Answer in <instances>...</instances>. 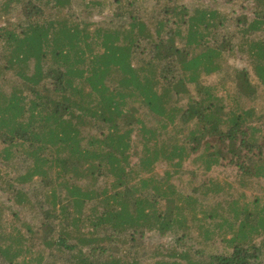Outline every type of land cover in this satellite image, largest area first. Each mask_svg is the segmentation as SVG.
Wrapping results in <instances>:
<instances>
[{"label": "trees", "instance_id": "16d2710c", "mask_svg": "<svg viewBox=\"0 0 264 264\" xmlns=\"http://www.w3.org/2000/svg\"><path fill=\"white\" fill-rule=\"evenodd\" d=\"M147 1L0 0V163L16 172L0 175V264H139L150 235L199 245L167 256L187 264H264V205L210 176L264 179V112L237 97L254 95L248 72L205 84L228 72L227 17ZM244 3L233 35L264 86V0ZM187 163L191 195L172 183Z\"/></svg>", "mask_w": 264, "mask_h": 264}, {"label": "rangeland", "instance_id": "374dc122", "mask_svg": "<svg viewBox=\"0 0 264 264\" xmlns=\"http://www.w3.org/2000/svg\"><path fill=\"white\" fill-rule=\"evenodd\" d=\"M177 3L178 6L186 8L201 6L198 3H202L204 4V6L213 7L215 10L227 17V21L224 22L223 25L224 27L220 28L217 33H219L218 40L222 38L221 36H224L231 45V48L228 50L229 52L222 53V57L219 61L222 66L226 67L225 70H227L228 72L219 74V76H216V74H214L209 76L208 78H205V84L208 86L217 85L218 77L227 84H230L231 79L228 80V77L231 74L232 68L239 70L244 69L249 74L251 87L255 92L254 95L252 93L251 95H249V93L245 95L238 92L237 97H239L242 104H246V106L252 105L257 110V112H264V86H262L256 80L251 69L252 63L247 55L245 53L240 54V52H238V41L240 40L241 36L233 35L234 31L243 26V16L244 18L248 19L246 20L247 22H249L253 18L252 13L246 3H244V0H178ZM147 4L149 6H152L155 4V0H148ZM108 14L109 12H106L105 15L101 16L95 13L92 20L94 22L100 23L104 19H107L105 18V16ZM250 37L263 38L264 32L251 34ZM181 46L182 45H178L176 47L180 48ZM233 88V91H239V87L235 86ZM223 94H225V92L221 91V93H219L218 95L224 96ZM197 166L198 164L195 163H187L186 167L181 171L183 172V174L179 178L174 179L172 182L173 184L178 186L182 192L188 195H191V191L193 190L194 186L197 187L199 184L198 178L192 177L189 173L190 171H194L195 174L199 175V173H201L202 171H199ZM164 169L165 164L158 165V169L156 170L158 176L162 174ZM236 172V168L223 167L210 174V176L212 175L214 178H216L217 183L221 186H224L226 184L231 185L232 189L229 190V194H231L233 197H238L239 195L244 194L245 198L240 200L241 203L244 201L245 203H248L249 206H251L250 204L252 202L258 200V205H264V179L251 178L247 175L239 176V174H237ZM0 175L3 178H6L8 176L14 178L16 176V172L13 168H5L2 163H0ZM241 182H243L244 185H242ZM0 201L5 205L14 208V205L9 202L7 194L3 193L2 191H0ZM28 216H26L25 218L28 219ZM24 230L25 229L23 228L22 232H24ZM8 231H11V229L7 230V232ZM173 238L170 235H165L164 237L150 235L147 238L142 239V241L140 242V244L142 245H139L140 248H137L135 252H130L131 254L127 257H132L134 260H137L139 264H153V262L157 260H168V262H172L175 259L177 262H181V264H187V261L182 259L180 260V258H178L177 256L173 258H168L167 256L172 251L176 250L177 254H180L181 252H189V257L192 258V252L198 249L199 245H197L196 243H189L186 246H178L173 243ZM209 248H213L217 252V250L222 249V245L221 243H219V241L215 240L214 243L209 246ZM127 254V251L123 252V255ZM63 264L69 263L65 262Z\"/></svg>", "mask_w": 264, "mask_h": 264}]
</instances>
